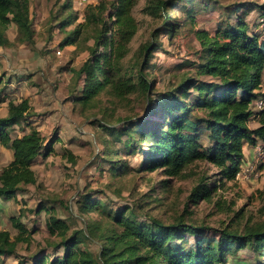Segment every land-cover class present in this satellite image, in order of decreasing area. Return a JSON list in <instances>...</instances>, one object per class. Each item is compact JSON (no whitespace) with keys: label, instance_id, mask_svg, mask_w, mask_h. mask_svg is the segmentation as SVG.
<instances>
[{"label":"rangeland","instance_id":"374dc122","mask_svg":"<svg viewBox=\"0 0 264 264\" xmlns=\"http://www.w3.org/2000/svg\"><path fill=\"white\" fill-rule=\"evenodd\" d=\"M69 1L70 6H67ZM159 1L173 2L139 0L133 10L138 32L129 45L124 65L126 70L135 72L134 83L138 90L121 98L109 87L87 104L76 100L81 88L78 71L91 55L101 24L81 27L74 36L76 44L63 45L68 33L85 21L88 7L101 0L85 3L31 0V40L25 39L15 24L6 29L8 43L0 48V81L6 85L0 86V117L7 116L10 102L19 104L27 100L30 113L34 115L30 121L47 142L53 138L59 142L55 143L51 155L36 160L35 185L23 186L15 199L0 200V231H9L12 238L17 237L12 218H20L30 231V240L17 246L18 258H2L0 264L29 261L42 249L53 251L61 238L51 235L47 229L50 214L67 223L69 233L87 231L88 225L98 228L99 233L113 228L107 211L113 213L126 207L140 222L156 219L171 225L182 221L211 228L213 230L204 232L203 237L212 241L218 240L222 230L244 235L250 230L264 229V161L257 159L255 146H245L244 162L234 181L222 179L219 170L207 162H195L181 177L173 178L161 168L148 170L144 158L147 146L126 147L127 136L118 138L108 130L117 128L121 134L125 126L147 120L150 107L158 105L160 96L188 79L199 77L196 65L201 49L195 34L197 30L213 35L228 22L226 9L233 5H264V0H211L208 4L195 0L184 8L181 5L184 2H179V6L176 4L169 11L171 19L176 18V21L172 22L174 33L168 35L164 30L167 9L153 7ZM71 8L77 12L76 23L67 30L58 29V22ZM186 9L195 11L194 22L185 14ZM252 17L255 12H251L249 20ZM261 39L264 40L263 34ZM150 44H158L160 48L146 64L151 72H146L141 48ZM59 50L61 55L56 53ZM64 69L70 72H62ZM142 69L143 72H139ZM141 75L151 81L148 93L139 89ZM194 115L204 117L206 113L196 108ZM14 127V136L29 131L28 127H24L25 131L20 129L23 126ZM261 142L258 140L257 144ZM11 157L10 151L0 147V173ZM212 181H217V186L211 199H196L199 189ZM89 199L102 203L103 211L95 206L83 213L81 208ZM42 206L50 213H34ZM187 240L185 247H193L196 238L187 236ZM87 246L98 253V244H85ZM224 262L264 264V254L251 245L241 250L232 246L219 264Z\"/></svg>","mask_w":264,"mask_h":264},{"label":"trees","instance_id":"16d2710c","mask_svg":"<svg viewBox=\"0 0 264 264\" xmlns=\"http://www.w3.org/2000/svg\"><path fill=\"white\" fill-rule=\"evenodd\" d=\"M138 1L101 0L99 4L89 6L83 24H78V28L65 38L64 47L75 45L74 36L81 27L101 24L91 55L78 71L81 88L76 100L79 103L87 104L109 87L119 98L138 90L134 83L135 72L126 70L124 65L129 45L138 32V23L133 16ZM194 1H159L153 6L167 9L164 30L168 35L174 33L172 22L176 21V18L171 19L169 11L176 4L179 6V2H184L181 5L185 8L187 3ZM204 1L206 4L211 2ZM253 4L228 7V22L213 35L205 30L195 32L201 49L196 65L197 79H188L160 96L158 105L150 107L147 120L125 126L121 134L117 128L108 129L118 138L127 136L126 147L147 146L144 158L148 170L161 168L168 176L178 178L195 162H207L219 170L222 179L234 181L244 162L245 146H256L258 140L264 143V110L255 106L259 98H264V40L257 31L260 19L264 18V5ZM30 8L31 0H0V48L8 43L5 31L11 24L17 25L24 38L31 40ZM70 10L58 22V29L67 30L76 23L77 12ZM253 11L257 13L249 20ZM194 12L193 9L185 10L192 22L195 21ZM159 48L158 44L142 46L146 72H151V67L146 64ZM2 84L4 82L0 81V86ZM139 89L147 93L151 90V81L144 75H141ZM8 107V116L0 117V145L13 152V160L0 173V200L10 201L18 196L23 186L37 183L33 169L36 160L51 155L59 140L53 138L47 142L30 121L34 115L30 113L27 100L19 104L10 102ZM196 108L206 115H194ZM14 126H23L21 131L28 127L29 131L14 136ZM216 183L207 182L195 193L196 199H211ZM95 206L100 211L104 209L102 203L89 199L81 211L85 213ZM44 211L50 213L46 206L34 213L39 215ZM107 216L111 218L113 228L99 233L98 228L88 225L87 231L69 233V225L50 214L47 229L61 241L53 251L39 250L29 261L18 264H219L232 246L241 250L249 245L264 254V229L250 230L244 235L222 230L218 240L212 241L203 237L204 232L213 230L211 228L182 221L171 225L156 219L140 222L128 207L113 213L109 210ZM11 221L18 235L12 238L9 231H0V260L18 258V244L30 240V231L20 218ZM187 236L196 238L191 248L185 247ZM85 244H98V253Z\"/></svg>","mask_w":264,"mask_h":264},{"label":"built area","instance_id":"2783aa9c","mask_svg":"<svg viewBox=\"0 0 264 264\" xmlns=\"http://www.w3.org/2000/svg\"><path fill=\"white\" fill-rule=\"evenodd\" d=\"M89 0H80V2L85 3L88 2ZM258 33H260V35L262 36V34L264 35V18L260 19L259 21V28H258ZM58 55H61V51H57L56 52ZM255 106L258 110H264V98H259L256 103ZM257 159L261 162L264 161V144L261 142L259 144H257L254 148Z\"/></svg>","mask_w":264,"mask_h":264},{"label":"crops","instance_id":"0c3cea01","mask_svg":"<svg viewBox=\"0 0 264 264\" xmlns=\"http://www.w3.org/2000/svg\"><path fill=\"white\" fill-rule=\"evenodd\" d=\"M30 12H31V8H30ZM253 12L256 13V11H253ZM30 14H31V13H30ZM30 16H31V15H30ZM252 18H254V17H252ZM252 18H250V20H252ZM31 19H32V18H31ZM7 116H8V114H7ZM7 116H6V117H7ZM34 125H35V124H34ZM38 129H39V128H38ZM0 147H2V146L0 145ZM2 148H4V147H2ZM5 149H6V148H5ZM7 150L10 151V152L12 153V157H11V160H10V162H11V161L13 160V152H12L11 150H9V149H7ZM10 162H9V163H10ZM9 163H8V164H9ZM8 164H7V165H8ZM7 165H6V166H7ZM6 166H5V167H6Z\"/></svg>","mask_w":264,"mask_h":264}]
</instances>
